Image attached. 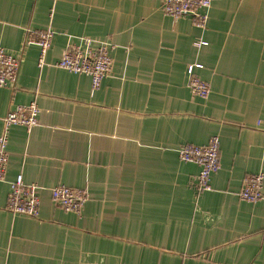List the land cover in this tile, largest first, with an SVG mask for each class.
Here are the masks:
<instances>
[{
  "label": "crops",
  "instance_id": "1",
  "mask_svg": "<svg viewBox=\"0 0 264 264\" xmlns=\"http://www.w3.org/2000/svg\"><path fill=\"white\" fill-rule=\"evenodd\" d=\"M207 12L199 26L166 15L163 0H0V48L20 61L16 83L0 87V136L16 106L41 109L38 125L8 132L0 264H264V199L239 196L264 173V0ZM47 29L40 66L29 41ZM82 38L115 46L96 91L57 66ZM190 65L209 98L189 88ZM213 136L221 169L204 191L179 150ZM19 175L41 188L36 218L7 209ZM59 185L87 192L80 214L52 199Z\"/></svg>",
  "mask_w": 264,
  "mask_h": 264
},
{
  "label": "built area",
  "instance_id": "2",
  "mask_svg": "<svg viewBox=\"0 0 264 264\" xmlns=\"http://www.w3.org/2000/svg\"><path fill=\"white\" fill-rule=\"evenodd\" d=\"M215 0H163V11L173 18L191 17L199 26H204L208 19V9ZM37 36L31 43L39 46V65L45 64L46 55L52 45L55 32L53 29L31 33ZM205 44L199 41L198 46ZM115 48L109 42L94 41L82 38L80 43L67 45L57 66L75 74H85L91 78L92 90L100 88L103 80L110 75L113 68L112 50ZM201 65H190L189 88L194 95L207 99L211 94L209 83L200 79L194 68ZM20 61L0 48V87L14 85L17 81ZM41 109L36 103L18 105L4 118V133L0 136V182L6 180L9 154L7 151L8 132L12 126H23L28 130L39 124ZM182 161L196 163L200 166L198 178L201 190L211 189L212 176L221 169L220 139L213 136L206 145L186 144L179 150ZM11 191L7 201V209L14 214L38 217L40 214V187L25 183L19 175L10 184ZM264 173L247 175L239 193L243 201L256 203L264 199ZM52 199L65 211L80 214L88 200V194L83 189L59 185L50 190Z\"/></svg>",
  "mask_w": 264,
  "mask_h": 264
}]
</instances>
